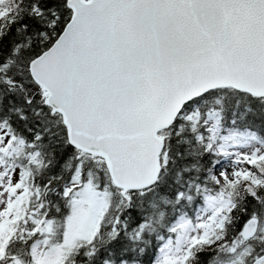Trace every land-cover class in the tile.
Wrapping results in <instances>:
<instances>
[{
	"label": "snow or ice",
	"instance_id": "6c2138e0",
	"mask_svg": "<svg viewBox=\"0 0 264 264\" xmlns=\"http://www.w3.org/2000/svg\"><path fill=\"white\" fill-rule=\"evenodd\" d=\"M0 264H264V0H0Z\"/></svg>",
	"mask_w": 264,
	"mask_h": 264
}]
</instances>
